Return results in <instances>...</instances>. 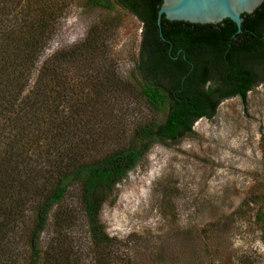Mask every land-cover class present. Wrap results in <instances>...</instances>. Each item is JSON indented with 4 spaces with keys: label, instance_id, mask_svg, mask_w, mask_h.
<instances>
[{
    "label": "trees",
    "instance_id": "trees-1",
    "mask_svg": "<svg viewBox=\"0 0 264 264\" xmlns=\"http://www.w3.org/2000/svg\"><path fill=\"white\" fill-rule=\"evenodd\" d=\"M76 1L106 11L119 7L142 24L132 78L146 105L163 117L137 127L127 148L92 161L77 160L58 141L70 139L64 130L74 119V63L84 66L103 54L106 31L95 27L80 46L41 60ZM162 1L0 0V264H78L67 237L41 245L54 208L73 187L92 252L103 254L115 240L104 230L101 210L115 203L118 184L151 146L191 134L223 100L239 97L245 104L264 82V1L243 15L240 29L230 20L198 25L163 17L159 26ZM259 208L264 244V205ZM53 219L64 225L58 215ZM24 238L22 262L16 253Z\"/></svg>",
    "mask_w": 264,
    "mask_h": 264
},
{
    "label": "rangeland",
    "instance_id": "rangeland-1",
    "mask_svg": "<svg viewBox=\"0 0 264 264\" xmlns=\"http://www.w3.org/2000/svg\"><path fill=\"white\" fill-rule=\"evenodd\" d=\"M95 27L106 31L104 53L84 66L74 63V119L64 130L70 139L58 141L82 161L127 148L137 127L163 119L132 78L142 24L119 7L72 3L41 60L80 46ZM192 129L177 142L154 143L118 184L115 203L100 214L115 240L103 254L92 252L77 187L54 208L44 249L64 236L78 264H264L256 219L264 205V82L245 104L239 97L223 100L211 119L197 120ZM55 215L63 226L54 224ZM19 246L23 262L25 238Z\"/></svg>",
    "mask_w": 264,
    "mask_h": 264
},
{
    "label": "water",
    "instance_id": "water-1",
    "mask_svg": "<svg viewBox=\"0 0 264 264\" xmlns=\"http://www.w3.org/2000/svg\"><path fill=\"white\" fill-rule=\"evenodd\" d=\"M264 0H163L158 10L161 18L174 22L206 25L230 20L240 29L243 15L252 14Z\"/></svg>",
    "mask_w": 264,
    "mask_h": 264
}]
</instances>
